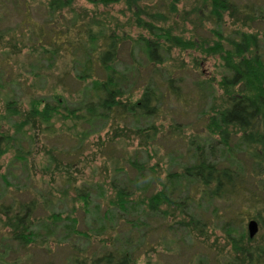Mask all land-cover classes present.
Instances as JSON below:
<instances>
[{
  "label": "rangeland",
  "instance_id": "1",
  "mask_svg": "<svg viewBox=\"0 0 264 264\" xmlns=\"http://www.w3.org/2000/svg\"><path fill=\"white\" fill-rule=\"evenodd\" d=\"M49 1L0 0V134L19 137L15 126L21 120L11 118L6 108L9 100L15 99L22 109L28 111L32 98L59 93L78 101L84 96L75 81L77 72L69 57H63L67 53L61 50L51 54L53 48L47 42L49 36L54 40L59 36L71 39L65 32L75 20L76 13L65 10L50 14L46 9ZM256 1L247 0L249 4ZM184 8L179 6L180 10ZM75 9L77 12L103 13L114 28L118 25V31H125L132 38H138L141 33L123 2L110 7H95L88 0H78ZM186 9L190 10V7ZM233 22H226L232 37L242 32H255ZM173 24L177 26V34L184 31V37L194 38L190 22L176 20ZM210 27L205 26L198 33L206 38V42L201 41L188 51L173 48L167 57L165 69L174 66L173 70L178 72L180 80L175 81L179 87L178 95L170 94L163 85L160 92L164 95L162 112L154 121L158 129L157 140L148 147L141 145L133 130H121L115 134L110 125L90 132L80 145V138L69 133L70 122H57L54 128L58 134L54 137L47 136L44 128H36L32 121L26 124L22 130L26 138L22 137L16 143L31 151L27 161L19 160L16 148L0 155V264H72L74 256L98 257L124 245L136 250L138 264H237L234 262L235 250L238 245H249L245 235L249 236L251 221H256L259 227L252 246L264 249V161L261 163L255 158L256 153H261L260 148L249 149L239 136L231 143L230 159L233 162L230 164L244 171L237 187L245 190L228 200H211L207 204L202 194L192 188L191 195H195L199 203L196 206L198 220L201 219L199 233L182 226L181 222L190 217L164 204L155 216L148 217V224L143 226L147 229L123 214H117L113 222L109 219L106 226L99 221L111 209L109 201L116 199L111 186L113 181L119 187L146 195L142 189L147 190L143 188L149 185L147 181L143 182L139 192L133 186L138 173L130 163L136 154H139L140 163H147L150 170L151 181L146 191L149 197L162 189L170 172L180 171L179 162H183L187 155L189 142L193 138L201 141L206 135L203 112L209 103H213L212 100L221 101L220 81L224 75L219 56L207 52L208 45H213L216 40L208 30ZM262 35H259L260 53L264 57ZM37 46L39 51L35 52ZM133 47L132 43L126 44L121 61L124 64L126 61L146 63L144 55L138 53L139 48L134 47L138 49H134L137 57L131 58ZM44 49L49 55L41 59ZM40 59H54V62L48 65L41 61L44 66L41 71L40 63L37 64ZM181 65L183 68H179ZM149 70L148 66L142 68L145 75ZM40 76H47L46 81H40ZM60 76L65 78L64 86L56 83ZM131 79L134 81L137 76ZM53 155L58 157L62 166L57 167ZM112 156L120 164L121 173L113 171ZM100 189L106 190V197L98 195ZM86 192L93 193L89 208L85 207L80 195ZM32 200L36 201V208L31 219L39 232L33 242L21 245L13 240L7 222L19 212L21 204L27 205ZM53 214H59L62 220L55 221ZM70 223L73 232L63 226ZM141 234L145 238L141 239Z\"/></svg>",
  "mask_w": 264,
  "mask_h": 264
},
{
  "label": "trees",
  "instance_id": "2",
  "mask_svg": "<svg viewBox=\"0 0 264 264\" xmlns=\"http://www.w3.org/2000/svg\"><path fill=\"white\" fill-rule=\"evenodd\" d=\"M77 1H49L46 9L50 14L67 10L76 13V17L65 32L71 39L68 36L65 39L59 36L58 40H52L49 36L47 42L53 48L51 54H57L61 50L67 53L63 57H69L77 72L75 81L81 86L84 96L78 101L59 93L32 98L28 111L22 109L23 106L21 107L15 99L9 100L6 108L11 118L21 120L16 122L15 126L19 137L1 133L0 155L16 148L19 160L27 161L31 151L16 141H20L22 137L26 138L22 130L29 121H32L36 128H44L49 137L58 134L54 128L57 122H70L69 133L80 138V145L90 132L97 131V128L104 129L107 125L111 126L115 134L121 130H133L141 145L148 147L157 140L158 129L154 121L162 112L164 95L160 92L164 89L163 85L170 94L178 95L179 87L175 85V81L180 80L178 72L173 70L174 66L169 70L165 69L167 57L171 55L173 48L188 51L196 48L201 41L206 42V38L198 33L205 26H211L207 29L216 40L213 45H208L207 52L210 55H218L221 60L224 75L220 87L223 94L220 102L212 100L213 103H209L205 113L203 112L206 131L205 136L201 135L203 141L193 138L189 142L187 155L183 162H179L180 171L170 172L162 184V189L149 197L146 196V191L151 181L150 170L146 166L147 163H140L139 154H136V158L130 163L138 173V179L133 186L139 192L143 182L147 181L149 185L143 187L147 190L142 189L146 195L119 187L111 181L116 199L109 201L111 209L105 215L98 213L103 226L109 224V219L113 222L117 214H123L143 228L148 224V217L155 216L164 204L190 217L189 220L184 219L186 221L181 222L182 226L191 227L189 229L192 232L199 233L198 222L200 224L201 219L198 220L200 217L196 211L199 203L195 195H191L192 188L196 193L199 191L202 194L207 204L211 200H228L245 190L237 187L245 175L244 171L239 167L233 168L230 164V161L233 162L230 153L234 138L239 136L241 142L249 149L260 148L261 153H256L255 158L261 163L264 161V57L263 53H260L262 50L259 38V35L263 34L264 41V0L251 4L247 0H88L95 7L125 3L132 13L136 27L141 30L138 38H132L125 31H118V25L114 28L103 13L77 12ZM180 5L186 8L189 6L190 10H180ZM176 20L190 22L196 40L184 37V31L177 34V26L173 24ZM227 20L234 21V25L240 23L255 32H242L232 37L227 28ZM39 31L42 35L43 29ZM131 43L140 49L138 53L144 55L146 63L126 61L124 64L121 61L126 44ZM134 47L130 53L132 59L137 57L134 55ZM34 51H39L38 46ZM48 52L44 49L41 59L48 56ZM41 59L37 63H40V70L44 67L41 61L47 62L48 65L54 62V59ZM147 66L151 70L145 75L142 68L146 69ZM133 76H137L134 81L131 79ZM45 77L47 76H40V81L45 82ZM56 83L58 86H64L65 78L57 77ZM128 126L132 128L129 129ZM198 138L200 139V136ZM111 158L113 171L121 173L123 170L120 164L113 156ZM52 160L56 162L57 167L62 166L58 157L53 155ZM92 194L80 193L85 207L92 205ZM98 195L106 197V190L100 189ZM35 208V200L27 205L21 204L19 212L14 217H9L7 222L13 240L21 245L33 242L39 232L35 230L37 226L31 219ZM52 218L55 221L62 220L59 214H53ZM63 226L69 231L74 230L71 223ZM70 234L69 232L68 235ZM141 237L143 239L145 235L141 234ZM245 239L247 243L249 241V245H238L234 262L264 264V249L252 246L254 239L249 236L245 235ZM124 246L114 247L98 257L74 256L72 264H138L136 250Z\"/></svg>",
  "mask_w": 264,
  "mask_h": 264
},
{
  "label": "water",
  "instance_id": "3",
  "mask_svg": "<svg viewBox=\"0 0 264 264\" xmlns=\"http://www.w3.org/2000/svg\"><path fill=\"white\" fill-rule=\"evenodd\" d=\"M258 224L256 221H251L248 225V232H249V237L251 239H254L256 237V235L258 234Z\"/></svg>",
  "mask_w": 264,
  "mask_h": 264
}]
</instances>
